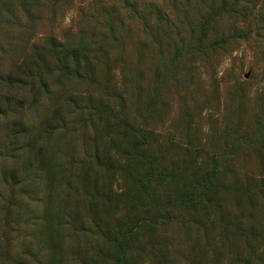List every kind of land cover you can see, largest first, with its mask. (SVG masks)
<instances>
[{
	"label": "rangeland",
	"instance_id": "1",
	"mask_svg": "<svg viewBox=\"0 0 264 264\" xmlns=\"http://www.w3.org/2000/svg\"><path fill=\"white\" fill-rule=\"evenodd\" d=\"M164 1L0 0V264H264V0Z\"/></svg>",
	"mask_w": 264,
	"mask_h": 264
},
{
	"label": "trees",
	"instance_id": "2",
	"mask_svg": "<svg viewBox=\"0 0 264 264\" xmlns=\"http://www.w3.org/2000/svg\"><path fill=\"white\" fill-rule=\"evenodd\" d=\"M191 0H165L164 6H171V10L175 12V14L179 13L178 7L182 4L183 9H181V13L184 16V26L187 27L188 31H191V35L196 36V30L194 29V26L190 24L192 20V11L190 9L191 6ZM197 3L203 8V10H200L199 12V33L195 38V45L194 50L186 47L185 45L183 47H176L175 50V56L183 55L184 53L189 52L190 50H193L197 54H200L202 57H206L209 53L216 51L217 49H222L225 44H227L231 39H234L236 35H227L220 39H218L216 42H212L209 39V32L212 28H214L216 25L223 23L224 20H228V18H231L235 16V14L240 13L241 11H245L246 8H243L239 12V6L243 3V0H195ZM159 7L155 4H150V10L156 13H165L166 8ZM168 10V9H167ZM171 12V11H170ZM168 18L171 19V13H168ZM170 24L174 26V22L170 20ZM183 25V23L181 22ZM170 25V26H171ZM70 52H73V56L75 54L80 55L83 54L84 56V48L82 50H75L70 49ZM76 64H80L79 60L81 58L71 57Z\"/></svg>",
	"mask_w": 264,
	"mask_h": 264
}]
</instances>
